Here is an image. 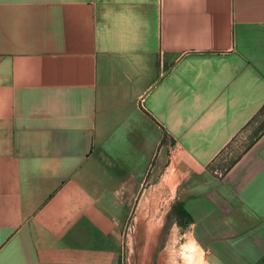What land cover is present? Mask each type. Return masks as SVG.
<instances>
[{"label":"crops","instance_id":"0c3cea01","mask_svg":"<svg viewBox=\"0 0 264 264\" xmlns=\"http://www.w3.org/2000/svg\"><path fill=\"white\" fill-rule=\"evenodd\" d=\"M151 191L264 264V0H0V264H128Z\"/></svg>","mask_w":264,"mask_h":264},{"label":"rangeland","instance_id":"374dc122","mask_svg":"<svg viewBox=\"0 0 264 264\" xmlns=\"http://www.w3.org/2000/svg\"><path fill=\"white\" fill-rule=\"evenodd\" d=\"M170 203V196L154 191L140 198L137 210L132 215L135 231L125 250L128 264L205 263L191 244L186 230L178 227L170 213L168 215ZM148 230L151 232L147 233ZM161 253H165L164 256Z\"/></svg>","mask_w":264,"mask_h":264},{"label":"trees","instance_id":"16d2710c","mask_svg":"<svg viewBox=\"0 0 264 264\" xmlns=\"http://www.w3.org/2000/svg\"><path fill=\"white\" fill-rule=\"evenodd\" d=\"M174 217L180 220H185L187 222L190 219V216L186 213V211L183 209L182 204L177 202L173 208L172 212Z\"/></svg>","mask_w":264,"mask_h":264},{"label":"built area","instance_id":"2783aa9c","mask_svg":"<svg viewBox=\"0 0 264 264\" xmlns=\"http://www.w3.org/2000/svg\"><path fill=\"white\" fill-rule=\"evenodd\" d=\"M213 173H214L215 175L222 176L223 171H221V170H217V169H214V170H213Z\"/></svg>","mask_w":264,"mask_h":264}]
</instances>
